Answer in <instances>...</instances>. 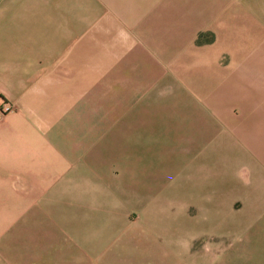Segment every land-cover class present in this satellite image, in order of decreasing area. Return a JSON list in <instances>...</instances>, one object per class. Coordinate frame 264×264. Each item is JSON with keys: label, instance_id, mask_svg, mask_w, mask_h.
Instances as JSON below:
<instances>
[{"label": "crops", "instance_id": "0c3cea01", "mask_svg": "<svg viewBox=\"0 0 264 264\" xmlns=\"http://www.w3.org/2000/svg\"><path fill=\"white\" fill-rule=\"evenodd\" d=\"M185 5L196 0H0V264L92 263L84 228L55 214L95 218L115 197L138 223L162 178L149 154L226 120Z\"/></svg>", "mask_w": 264, "mask_h": 264}, {"label": "rangeland", "instance_id": "374dc122", "mask_svg": "<svg viewBox=\"0 0 264 264\" xmlns=\"http://www.w3.org/2000/svg\"><path fill=\"white\" fill-rule=\"evenodd\" d=\"M182 17L199 36L218 32L198 46L209 51L198 67L206 60L213 91L228 90V117L208 129L198 121L149 154L162 178L148 183L138 223L114 213L115 197L95 218L55 214V225L84 228L87 264H264V0H196Z\"/></svg>", "mask_w": 264, "mask_h": 264}, {"label": "trees", "instance_id": "16d2710c", "mask_svg": "<svg viewBox=\"0 0 264 264\" xmlns=\"http://www.w3.org/2000/svg\"><path fill=\"white\" fill-rule=\"evenodd\" d=\"M206 35L211 36L210 43H214V42H215V39H214V37H213V34H201V35L199 36L198 41H197V44H198V45H202L203 38H204V36H206Z\"/></svg>", "mask_w": 264, "mask_h": 264}, {"label": "built area", "instance_id": "2783aa9c", "mask_svg": "<svg viewBox=\"0 0 264 264\" xmlns=\"http://www.w3.org/2000/svg\"><path fill=\"white\" fill-rule=\"evenodd\" d=\"M13 110H14L13 106H11V105H9V104H4V105L2 106V111H3L4 113H10V112H12Z\"/></svg>", "mask_w": 264, "mask_h": 264}]
</instances>
